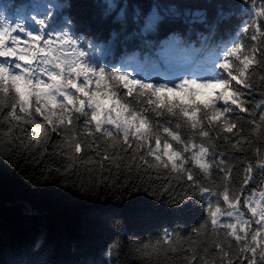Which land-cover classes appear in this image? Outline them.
Instances as JSON below:
<instances>
[{"label":"snow or ice","instance_id":"6c2138e0","mask_svg":"<svg viewBox=\"0 0 264 264\" xmlns=\"http://www.w3.org/2000/svg\"><path fill=\"white\" fill-rule=\"evenodd\" d=\"M232 2L233 7L217 10L214 24L189 17V34L197 23L202 26L201 49L185 47L181 30L170 29L172 36L149 53L161 79L129 71L136 53L127 60L100 61L88 34L81 35L71 16L57 24L52 8L31 16V25L0 19L4 134H15L20 144L45 145V153L55 134L52 142L70 165L94 160L119 167L117 161H126L129 171L163 170L182 178L180 199L204 204L206 219L193 231L207 237L179 249L184 264H264V0ZM232 19L235 27L221 34L220 24ZM168 23L167 15L153 14L139 32ZM205 48L216 57L211 76L191 68ZM185 59L189 66L171 70ZM222 144L240 153L246 146L251 156L231 159ZM171 190L169 182L159 191ZM178 236L165 230L153 251L161 241L173 245Z\"/></svg>","mask_w":264,"mask_h":264},{"label":"trees","instance_id":"16d2710c","mask_svg":"<svg viewBox=\"0 0 264 264\" xmlns=\"http://www.w3.org/2000/svg\"><path fill=\"white\" fill-rule=\"evenodd\" d=\"M57 2L53 7L51 0H0V19L8 17L31 25V16L41 17L52 8L57 24L71 16L81 35L88 34L86 38L96 45L94 54L100 61L111 63L138 54L134 61L143 66L147 77L144 72L141 75L148 79L160 78L150 74L152 69L160 71L149 53L172 36L170 29L181 30L185 47L201 49L204 45L197 30L202 26L197 23L189 34V17L197 21L205 17L211 25L218 22L219 8L233 7L232 0ZM153 12L167 15L169 23L141 35L142 24ZM236 23V19L221 23V34H229ZM207 51L196 53L194 64L186 59V65L191 64L192 70L203 63L212 66L216 57ZM205 73L212 75L213 69L206 68ZM258 99L259 94L253 97ZM4 127L0 125V264H184L179 249L192 246L190 241L200 245L207 239L193 231L206 219L204 204L194 198L180 199L182 178L165 175L163 170H148L147 174L129 171L126 161H117L119 167L109 161L100 166L94 160H76L70 165L52 142L55 134L45 153L41 151L45 145L15 142V134L6 136ZM58 143L62 145V141ZM220 150L234 160L251 156L246 146L243 153L223 144ZM169 182L173 190L159 191ZM145 188L157 193L146 194ZM165 230L180 236L174 237L171 246L161 241L153 251ZM169 247L177 251L170 252Z\"/></svg>","mask_w":264,"mask_h":264},{"label":"rangeland","instance_id":"374dc122","mask_svg":"<svg viewBox=\"0 0 264 264\" xmlns=\"http://www.w3.org/2000/svg\"><path fill=\"white\" fill-rule=\"evenodd\" d=\"M51 2H52V4L54 5V6H56V3H58L57 2V0H51ZM58 5V4H57ZM59 6V5H58ZM153 14H158V13H156V12H153L150 16H149V18H148V20L153 16ZM37 18H39V17H37ZM31 21V20H30ZM95 53V52H94ZM131 63H132V65H133V67H131V68H129V71H135L136 73H139L140 74V71L141 70H144L143 69V66H141V65H139V64H136V62L133 60V61H131ZM184 63H185V61L183 60L182 62L181 61H177V62H175V63H173L172 64V66H171V70L172 71H176L178 68H181V67H185V65H184ZM155 73H158V72H156V69H152L151 71H150V74H155ZM147 75V74H146Z\"/></svg>","mask_w":264,"mask_h":264}]
</instances>
